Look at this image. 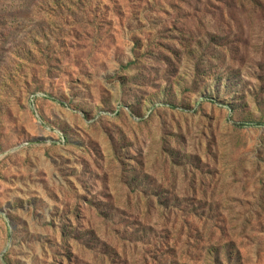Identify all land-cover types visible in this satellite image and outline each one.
Instances as JSON below:
<instances>
[{
	"label": "rangeland",
	"instance_id": "rangeland-1",
	"mask_svg": "<svg viewBox=\"0 0 264 264\" xmlns=\"http://www.w3.org/2000/svg\"><path fill=\"white\" fill-rule=\"evenodd\" d=\"M264 0H0V264H264Z\"/></svg>",
	"mask_w": 264,
	"mask_h": 264
},
{
	"label": "trees",
	"instance_id": "trees-1",
	"mask_svg": "<svg viewBox=\"0 0 264 264\" xmlns=\"http://www.w3.org/2000/svg\"><path fill=\"white\" fill-rule=\"evenodd\" d=\"M246 125H257V126H264V123H249L247 122L246 124H241V126H246Z\"/></svg>",
	"mask_w": 264,
	"mask_h": 264
}]
</instances>
